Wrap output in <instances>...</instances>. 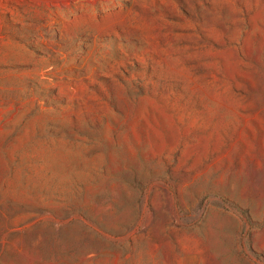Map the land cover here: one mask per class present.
I'll return each mask as SVG.
<instances>
[{"label":"rangeland","instance_id":"1","mask_svg":"<svg viewBox=\"0 0 264 264\" xmlns=\"http://www.w3.org/2000/svg\"><path fill=\"white\" fill-rule=\"evenodd\" d=\"M0 264H264V0H0Z\"/></svg>","mask_w":264,"mask_h":264}]
</instances>
